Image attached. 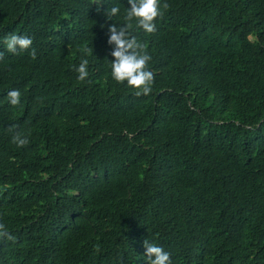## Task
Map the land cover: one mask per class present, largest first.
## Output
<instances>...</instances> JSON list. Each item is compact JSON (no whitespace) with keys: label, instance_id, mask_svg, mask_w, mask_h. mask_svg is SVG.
<instances>
[{"label":"trees","instance_id":"obj_1","mask_svg":"<svg viewBox=\"0 0 264 264\" xmlns=\"http://www.w3.org/2000/svg\"><path fill=\"white\" fill-rule=\"evenodd\" d=\"M0 264H264V0H0Z\"/></svg>","mask_w":264,"mask_h":264}]
</instances>
